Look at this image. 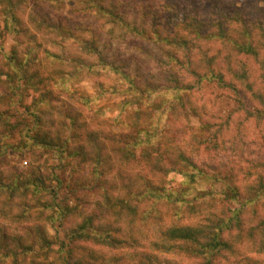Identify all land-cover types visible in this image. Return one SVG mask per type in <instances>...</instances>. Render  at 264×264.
<instances>
[{"label":"rangeland","instance_id":"obj_1","mask_svg":"<svg viewBox=\"0 0 264 264\" xmlns=\"http://www.w3.org/2000/svg\"><path fill=\"white\" fill-rule=\"evenodd\" d=\"M263 21L264 0H0V264H264Z\"/></svg>","mask_w":264,"mask_h":264},{"label":"trees","instance_id":"obj_2","mask_svg":"<svg viewBox=\"0 0 264 264\" xmlns=\"http://www.w3.org/2000/svg\"><path fill=\"white\" fill-rule=\"evenodd\" d=\"M14 8L15 7H13V5L12 6H9L8 5V6L4 7V8H2V10H1L2 11V15L9 17L11 20H15L16 13L14 11ZM153 16L160 17L162 15L161 14H158V13H154ZM235 18L238 19L239 17H232V20H236ZM180 21L182 22L181 23V25H182L181 27H182L183 30L189 31V30L192 29L193 31L196 32V35L198 37L201 35V32H203L204 29H205V24L202 21L197 22V20H195L193 22V16H190V21H188V22L185 19L180 20ZM237 21H239L240 24L242 23V28L240 29V34L243 35V36H249L250 33H251L250 32L251 30L246 27V24H245L246 21L245 20H240V19H238ZM252 24H253V27L254 28H257V30L260 31L262 33V35L264 36V21L263 22H259V23L252 22ZM6 27L9 29V31L13 28L12 25L9 26V24H8V26H7V23H6ZM159 27H161V24H159ZM156 31H158V28L154 31V33H155L154 35L159 38L160 37V34L158 32H156ZM223 31H225V30L223 29V27L221 25H219V32L222 33ZM140 33H145V30L144 31H140ZM182 35L184 36L183 33H177V36L178 37H176L175 39H174V37H171L169 39V36L168 35L160 39L161 41H163V40H165L167 42H170L171 41L175 45V47H174L175 48V51H173L172 53L173 54L174 53L176 54V56H174V57H176L177 60H179V59H178V56H177L176 49H179L180 48L179 47V44L183 48L184 47H187V44H188L186 42V38H184L185 36L182 37ZM230 40L234 41V43L236 44V48L238 49V51L243 52L244 54H247V55L254 56V57H257L258 56V51H257L256 47L252 44V41L249 40L247 37H246V39L243 38V41H240V40H237V39L235 40L232 36H230ZM185 56L187 57V59H189L188 60L189 62L188 63L185 62V64H184L183 67L185 69H188L189 70V67H187V65L191 64L192 58H191V55H189V54H187ZM212 61H213V57H210L209 60H207V64L210 65L212 63ZM209 72L208 73L207 72L201 73V72H198L195 68H193L192 70H190V73H193L194 75H196L198 77V80L199 81H202L204 78H208L209 80H216L218 82H221L225 78V74L223 72L219 71V70H216L215 71L213 68H210L209 69ZM237 72L235 74H237ZM241 73L243 74V76L246 75V70H242ZM228 85L229 84H227L226 81H223V86H228ZM177 89H179V88L178 87H171V86L170 87H166V91L165 92H162V93H165L166 95L167 94L175 95L176 98L180 99L179 103H184L183 101H181V97L179 96L180 94L177 92ZM22 92H23V90L20 91V95L22 94ZM72 92H73V90H70V94ZM91 97H93V96H89V95H86L85 96V95H83V96H81V99L84 100L83 102H85V103L88 104L89 101H90V99H91ZM262 102L264 103V101H262ZM105 112H106V110H105ZM22 113L23 114L16 113V115L18 117H16L17 119H15V118L14 119L15 120H18V122H21V121H23L24 118H27L28 117V115L27 116L25 115L26 113H30V115L35 114L34 111L33 112L30 111V110H28V108H26V111L25 112H22ZM21 116H22V118H21ZM19 117H20V120H19ZM72 119H73V121L75 120L74 118H72ZM28 120L29 119H26V120L24 119V121H28ZM4 121H5L4 122L5 123V126H7L6 129L8 128L10 130V127L11 126L14 127V125H15V124H12V121L9 120V118L7 120H4ZM135 122L138 124L139 120H135ZM39 135L41 136V138H38L39 137L38 136V137H35V138L32 139L35 143H38L37 144V147L41 146L42 143H45V144L47 143V145H49L50 147H53L54 146V145H52V144L49 143V140L46 139L47 137L42 136L40 133H39ZM139 137H141V136L140 135L137 136V141H136L137 144L141 143V141H142ZM32 140H29L27 138V141L30 142V143L32 142ZM66 140H68V139H66ZM39 142H41V145H39ZM128 144H130V143L128 142L127 144H125L124 146H121V148H120L123 151V153H122L123 156L122 157H123V159H126L127 158L126 160H130L132 158H135L134 150L132 149V145H128ZM7 146H8L7 144H2V146H0V153L6 152ZM56 146H59V145H56ZM29 148H30V146L28 145L27 146V151L29 150ZM32 153L34 155L36 153V150L35 149H32ZM142 156L144 158H146L147 157V153H145V151H144L142 153ZM104 161H105V163L108 162V160L105 159V158H104ZM24 163L27 164L28 162L25 160ZM104 166H105V164H104ZM163 168H164V166H162L161 168L160 167L159 168H156V169L159 170V171H162ZM165 171L169 172L170 169L169 170L167 169ZM175 171L177 172L178 169L176 168ZM179 172L181 174H183V175H188V172L184 168H181L179 170ZM101 174H103V173L101 172ZM190 175H191V179L193 180L195 178V176H193L192 174H190ZM153 191H154L153 189L147 190V192H149V194L152 193V196H153V193H155L156 194V198H157V196L159 198L160 197V192L158 191L156 193V192H153ZM233 218H231V219H233ZM263 224H264V222H263ZM226 225L229 226V224H226ZM83 226L86 228V225H83ZM91 227H92L91 229L94 228L93 226H91ZM153 228H154V226H153ZM153 228H151V229H144L143 230L144 235L153 238V235H154V233L156 231L155 230L152 233ZM175 228H177V227L174 226V228H171V230L168 231L169 234H166L167 232H165L164 235H168L170 238H172V236L173 237H177L178 240H180V241L182 240L183 241V244L181 246H177L180 249H184V247L186 246L187 242L192 239L193 235L195 236L198 233L197 232V229L195 231H192V230H190V228L184 229V230H180L178 232H174L173 230ZM95 231H97V229ZM141 232H142V229H141ZM87 233H89V232H87ZM91 233H93V232H91ZM262 234L263 235H262V239L261 240L263 242V247H264V226H263ZM107 237H108L107 239H109V237H111V235L107 234ZM159 239H160V236H157V238H155V242L156 241H159ZM219 245H220L219 242L216 243V242H214V240H212L211 242H209V246L218 247ZM171 249H175V248H171ZM196 250H197V248H196ZM199 251L202 252V250H199ZM199 251L197 250V252H199Z\"/></svg>","mask_w":264,"mask_h":264}]
</instances>
